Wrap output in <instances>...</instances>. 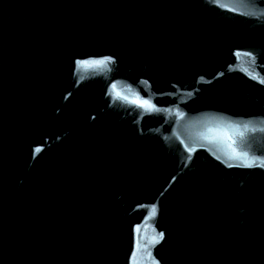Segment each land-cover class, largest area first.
<instances>
[{
    "label": "water",
    "instance_id": "water-1",
    "mask_svg": "<svg viewBox=\"0 0 264 264\" xmlns=\"http://www.w3.org/2000/svg\"><path fill=\"white\" fill-rule=\"evenodd\" d=\"M0 264H264V0H0Z\"/></svg>",
    "mask_w": 264,
    "mask_h": 264
}]
</instances>
